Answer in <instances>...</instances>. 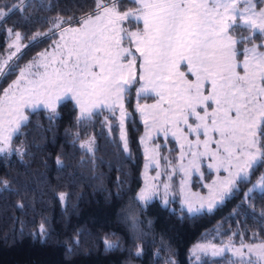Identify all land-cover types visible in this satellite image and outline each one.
Segmentation results:
<instances>
[{
	"label": "snow or ice",
	"instance_id": "snow-or-ice-1",
	"mask_svg": "<svg viewBox=\"0 0 264 264\" xmlns=\"http://www.w3.org/2000/svg\"><path fill=\"white\" fill-rule=\"evenodd\" d=\"M132 3L134 7L121 11V0H95V9L80 18L78 27L69 23L62 28L66 23L62 17L52 22L60 29L56 47L21 68L18 78L0 95V153L28 119L25 108L42 104L55 113L57 101L64 96L75 101L78 122L90 119L98 108L113 115L118 108L121 140L127 151L124 98L138 77L137 96L154 94L158 98L153 104H137L145 125L141 143L146 160L161 166V146L150 148L148 140L153 134H171L180 147L181 161L190 157L187 165H180L186 178L193 169L199 172L201 158H207L210 169L228 173L220 187L231 191L238 180L248 179L257 164H264V7L254 0ZM23 4L20 0L19 7ZM14 10L15 5L0 8V19ZM15 37L9 47L18 52L21 34L17 32ZM15 55L12 52L8 60ZM7 63L0 64V74H5ZM94 144L89 138L81 148L93 152ZM159 176L157 172L150 179ZM215 186L216 181L207 186L212 198ZM256 187L264 191V174ZM168 188L165 184V195ZM156 190L146 179L139 200H149ZM60 199H64L63 193ZM208 207L211 210V200ZM189 211L198 209L189 202ZM132 223L135 227L134 216ZM105 245L118 247L108 240ZM209 248L213 256L232 252L240 258L239 264H264V243L245 244L242 240L238 248L198 244L193 254L196 250L207 254Z\"/></svg>",
	"mask_w": 264,
	"mask_h": 264
},
{
	"label": "trees",
	"instance_id": "trees-1",
	"mask_svg": "<svg viewBox=\"0 0 264 264\" xmlns=\"http://www.w3.org/2000/svg\"><path fill=\"white\" fill-rule=\"evenodd\" d=\"M13 5L16 10L0 19V54L9 29L19 32L26 46L1 77L0 90L48 47L57 17L66 21L63 25L69 18L76 21L95 9V0H24L22 8L20 0H0V8ZM134 6L121 0V11ZM133 103L127 91L128 153L114 117L104 110L78 122L77 109L67 99L58 104L56 116L45 109L28 112L13 138L24 152L0 155V264H190L189 248L217 225L235 231L236 239L264 241V191L245 193L264 164L209 212L188 214L157 200L138 201L142 124ZM90 135L93 152L78 144ZM105 240L118 247H106Z\"/></svg>",
	"mask_w": 264,
	"mask_h": 264
},
{
	"label": "rangeland",
	"instance_id": "rangeland-1",
	"mask_svg": "<svg viewBox=\"0 0 264 264\" xmlns=\"http://www.w3.org/2000/svg\"><path fill=\"white\" fill-rule=\"evenodd\" d=\"M258 0H254V2H257ZM261 4L258 5V7H264V3L260 0ZM79 19L76 21L70 22L73 27L79 26ZM142 26V25H141ZM62 28L69 27V23L62 25ZM55 32L54 38L51 39L50 44L48 47L44 48L40 52H38L32 59L28 60L26 63H24L18 70L17 75L12 79L11 82H9L6 86L2 87L0 90V95L3 94L4 89L8 88V86L15 81L19 74L20 69L24 68L29 62L33 61V59L39 60L40 56L39 54L42 52H51L56 47V42L60 41V29L53 28ZM134 30V29H133ZM15 32H11L8 34L9 40L7 42L6 50L3 54H0V64H3L4 61H8L7 65L5 66V73L10 68L11 62L17 58V56L24 50L26 44H23L21 40L19 41L20 50L17 52L15 47H9L10 44H13L16 41ZM243 49V48H242ZM241 49V51H242ZM134 51V49H133ZM16 52V55L12 57L11 60H8V56L12 53ZM138 55V54H137ZM183 67V66H182ZM37 69H33V71H36ZM40 72H43V68L38 69ZM186 70V68H185ZM4 74H0V79ZM140 87V81L137 77V80L134 84L129 86L128 91L132 92V97L134 99L133 103V109L136 112L137 118L142 124V133L139 136V144L141 148V154H142V164H141V171H140V187L137 190L136 198L140 203H146L149 201L157 200L162 206L169 207L170 209H173L174 207H178L186 211L188 214H197L202 212H209L212 209H214L218 204L223 202L234 189L238 188L239 181L236 182V185L234 188L231 189V191H224L220 187V181L227 177L228 173L224 172L223 169H221L219 172H217L214 169H210L208 167V159L207 158H201L200 160V169L199 172H197L195 169L192 170L191 175L189 177H185V174L180 170V165L183 163L184 165L188 164V159L190 157L185 158L183 161L180 159V147L177 144L175 138L169 134L167 137H165L163 134H153L150 140H148V147L154 148L156 144H159L161 148H165V151H160V164L161 166L159 168L156 167V164L152 161L146 160L145 158V145L141 143V138L145 134V125L141 118L140 112L137 110V104H153L158 99L154 94L149 95H141L137 96V89ZM143 96H152L153 99L150 101L142 100ZM71 100L73 104L76 107L75 101L71 99L70 96H64L61 100L57 101L55 113L50 111L49 109L45 108L42 104L38 105L36 107H28L24 109V114L28 117V112L36 110V109H45L48 111V113L52 114V116L57 115V106L59 103H61L64 100ZM139 99L141 101H139ZM125 107V104H124ZM77 109V116L79 115V109ZM106 111L108 116H113L115 119V123L118 126V135L121 141L122 148L124 149V142L121 140V134H120V119H119V109L117 108L115 111V115H113L112 112L108 111L107 109L98 108L94 111L93 115L95 113H99L101 111ZM125 111L128 113V115L125 117L124 121V129L126 134V128L125 123L127 118L131 117L132 112L128 110L125 107ZM92 115V116H93ZM27 121V120H26ZM25 121V122H26ZM24 122V123H25ZM22 123V124H24ZM21 124V125H22ZM108 124L106 123V127ZM17 132H15L12 136V140L10 142V145L8 148L0 153V155H11V154H22L24 152V148L22 144L20 143H14L13 138ZM89 138L93 139V136L90 135L87 138L81 140L78 144L81 147V143L87 141ZM127 138V136H126ZM190 139L195 140V136H191ZM2 146V145H0ZM214 147V146H213ZM86 151L87 149L84 148ZM129 150L125 151V153H128ZM164 157H167V159H164ZM146 164L148 167L146 168ZM157 172L160 173V176L158 179H150L153 177H156ZM252 172V171H251ZM251 172L249 174V177L247 180H249ZM264 174V167L258 177L251 183V185L246 189L245 193H250L249 189H252V191H261V188L256 187L257 182L260 180L261 175ZM146 179L148 180L149 184H153L157 186V190L152 197L147 201H141L138 198V193L145 187ZM182 181H185V183L182 185ZM213 181H216V194L215 197H210L209 187L208 185H212ZM168 184L169 188L167 191V195H165V189L164 185ZM3 186H6V182L3 181ZM203 198V200L201 199ZM212 202L211 210H209L208 204L209 201ZM189 202L192 204L193 208L198 209V211H189ZM201 203H203V207H201ZM243 240L242 237L235 238V231H225L222 229L220 225H217L216 227L212 228L211 230L205 232V234L196 242L194 243L188 251V261L190 264H232V262H236V264H239V257L233 256L232 252L225 250L222 254L213 256L211 253V248H209V251L207 254L200 252L199 250H196V254H193L194 249H196V245H214L216 248H223L225 246H233V247H239L241 241ZM245 244H260L264 243V241H257V240H251V241H244ZM247 251L246 249L244 250ZM197 256H199V259H197ZM255 259V257H253Z\"/></svg>",
	"mask_w": 264,
	"mask_h": 264
}]
</instances>
